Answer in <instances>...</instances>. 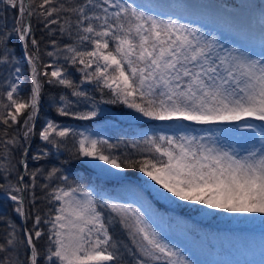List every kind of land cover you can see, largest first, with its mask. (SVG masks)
<instances>
[{"label": "snow or ice", "instance_id": "snow-or-ice-1", "mask_svg": "<svg viewBox=\"0 0 264 264\" xmlns=\"http://www.w3.org/2000/svg\"><path fill=\"white\" fill-rule=\"evenodd\" d=\"M0 5L15 12L11 28L6 18L0 23V70L8 73L0 79V195L21 221H4L0 264H192L141 207L97 197L62 168L40 166L69 141L73 159L100 162L94 166H109L102 169L106 173L138 171L165 199L260 217L264 224V2L258 40L236 33L252 46L232 48L205 26L148 10L161 5L128 0H0ZM34 18L51 38L55 50L46 55L52 62L41 60ZM65 38L66 44L58 43ZM21 61L30 68L27 97ZM70 69L80 74L79 81ZM88 84L100 92L98 101L85 90ZM45 85L66 90L57 101L59 116L92 121L101 104L122 105L173 134H144L125 144L133 150L128 151L52 120L37 132ZM187 125L210 132L192 135ZM35 137L42 144L32 152ZM222 137L237 138L240 149L223 144ZM117 226L126 241L113 235Z\"/></svg>", "mask_w": 264, "mask_h": 264}, {"label": "rangeland", "instance_id": "rangeland-1", "mask_svg": "<svg viewBox=\"0 0 264 264\" xmlns=\"http://www.w3.org/2000/svg\"><path fill=\"white\" fill-rule=\"evenodd\" d=\"M201 1L207 6H210L215 12H234L236 11L240 3L246 1H252L253 4L257 2H264V0H195ZM133 4L138 5H157V4H143L137 2V0H128ZM149 11H153V14L162 15L163 18H167L166 15H171L168 11L161 7L155 9L149 8ZM173 18H181L179 16H172ZM181 22L189 23L187 18H181ZM193 26L199 27L197 22L193 23ZM206 32H214L219 34L223 32L220 28L213 27ZM222 43L226 47L232 48L230 40L227 37H222ZM23 81L24 91V79L21 73ZM103 118L94 121L92 126L82 123H72L63 125L79 131L91 133L102 139L110 138L114 133L118 132L121 135H130L131 141L141 140L144 134H154L156 131L166 132L167 134H173L168 131V126L160 124L159 122L145 121L142 123H136L130 121L129 123L120 122L115 120L113 115L114 111L106 106L102 107ZM186 131L192 135L200 136L210 132V129L206 126L187 125ZM224 138V137H223ZM225 145H235L237 149H240V143L235 137L226 138ZM128 151H133L129 149ZM33 163V162H30ZM100 162H85L81 161L85 171L94 177L97 172H102V169L109 166L100 164V167H95L94 164ZM112 178H101L102 181H97L91 184L88 188L97 194V197L104 196L106 198L117 200L121 203H130L133 206H139L150 218V223L162 234L166 242L172 244L183 254V257L188 259L190 256L189 247L190 244L186 238H198L203 245L212 244L214 250L220 253L222 250L227 251L230 255L235 257V264L237 262L251 261L253 264H259L260 260L264 258V250L261 247V240L264 238V231L252 233L249 238H246L240 233L235 235L226 233L225 229L229 226L235 227V225L242 224L244 217H233L227 219L228 214L222 212H215L199 205H188L184 202L176 201L175 198L165 199L158 193L162 191L159 186L154 185V182L148 180L142 173L138 177L124 173H119L114 169H111L106 173ZM109 180V181H106ZM106 181V182H105ZM223 218L224 220H221ZM220 224V225H216ZM261 223V218L255 221V224ZM262 224V223H261ZM217 229H215V228ZM231 227V228H232ZM223 230V231H222ZM232 235L234 237H232ZM122 240V239H120Z\"/></svg>", "mask_w": 264, "mask_h": 264}, {"label": "trees", "instance_id": "trees-1", "mask_svg": "<svg viewBox=\"0 0 264 264\" xmlns=\"http://www.w3.org/2000/svg\"><path fill=\"white\" fill-rule=\"evenodd\" d=\"M67 2H71V0H67ZM15 16V12L12 9H6L3 5H0V23L4 22V18L7 20L8 27L11 28L13 24V19ZM33 28L36 34V38L41 40L40 44V53H41V60L43 62H52L54 58H50L46 55V52L48 51H54L51 43H50V37L48 36L46 30L44 29L43 24H38L35 18L32 20ZM55 27V26H53ZM67 38L63 41H58L61 45L66 44ZM13 47H15L16 54L19 57L21 54V48L19 43L16 40L12 41ZM58 63H61L62 61H57ZM21 69V73L24 79V91L23 95L27 97L29 89L31 87L30 85V68L26 61H21L18 65ZM72 71L73 77L79 81L80 74L77 73L74 69H70ZM8 76L7 71L0 70V79L3 77ZM10 78V77H9ZM84 88L86 91H88L90 96H93L97 101L101 98V94L98 90L95 89L93 85H84ZM66 92L65 89L59 86L54 85H45L41 100V107H40V114L39 118L36 122V130L37 132L42 128V126L45 124L46 121L52 120L55 121L57 124L60 125H67L72 123H82L85 125L92 126L94 121L100 120L103 118V114L101 113L99 117H97L95 120L92 121H79L72 119L70 117H62L57 114L56 108H57V101L61 95H64ZM75 99V98H72ZM103 106H106L114 111V119L119 120L120 122L129 123L130 121L136 122V123H142L147 121V119L144 118H135L137 114L131 112V110L125 108L122 105H105L101 104L100 107L102 109ZM0 130H2V126H0ZM110 143L118 144L120 145L122 150H129L125 149V144H131V136L130 135H121L118 134V132L114 133L113 136L110 138ZM42 142L39 140L38 137L33 138L32 140V152H35L38 146H40ZM71 149H72V143L69 141L67 144V147L65 149H62L61 152L57 153L55 150H52V153L48 157L47 160L40 162V166L44 168H51L53 166L62 168V170L69 175L72 180L79 184L82 187L88 188L91 184H93L96 180L90 175L87 171H85L84 167L81 164V161H77L71 157ZM4 161L0 160V164H3ZM30 165L35 166L34 162L30 163ZM128 175L137 177L140 173L138 171L129 170L125 172ZM97 181H100L97 179ZM106 182V181H105ZM37 195H41V191L38 188L37 189ZM43 211V207H42ZM15 221V223L20 224L21 221L15 216L12 210V203L10 201H7L3 198H0V236L3 235L5 230V224L4 221ZM30 223V222H29ZM113 235L118 238L126 241L125 234L121 231L119 226H117L113 230ZM43 242H41L42 244Z\"/></svg>", "mask_w": 264, "mask_h": 264}, {"label": "bare ground", "instance_id": "bare-ground-1", "mask_svg": "<svg viewBox=\"0 0 264 264\" xmlns=\"http://www.w3.org/2000/svg\"><path fill=\"white\" fill-rule=\"evenodd\" d=\"M137 2H142L143 4L161 5V8L168 11L172 16L187 18L190 23L197 22L199 27L205 26L204 31H208L213 27L220 28L223 31L218 34L221 35V40L223 36L227 37V39L231 42L230 45L233 47L252 46L250 40L241 39L238 35H236V33H246L253 40H258L259 37V25L262 19L259 9L260 2H257L256 4H253L252 1L242 2L238 5L236 11L232 13L215 12L212 8H210V6L205 5L201 1L196 2L195 0H137ZM167 5H185V7L170 8L167 7ZM256 50H259L258 47H256ZM206 128L209 129L207 126ZM226 138L227 137L221 138V142L223 144L226 141ZM96 175L102 178H112L102 172H97ZM233 217L234 216L228 214L227 219ZM258 219H260V217H244V222L242 224L235 225V227L229 226L228 224L223 225L227 226L225 228L228 229L225 230L226 233L233 235H235V233H240L246 238H249L254 232L257 233L264 231V224H255V221ZM221 220L224 219L221 218ZM216 225L220 224L216 223ZM233 235L232 237H234ZM186 240L190 244V246H188L190 256L187 260L192 262V264H235L234 256L230 255L225 250H222L220 253L216 252L211 243L207 244V246L203 245L196 237L186 238Z\"/></svg>", "mask_w": 264, "mask_h": 264}]
</instances>
